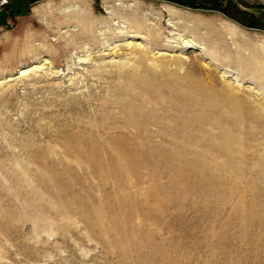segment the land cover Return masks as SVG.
<instances>
[{"label":"rangeland","instance_id":"obj_1","mask_svg":"<svg viewBox=\"0 0 264 264\" xmlns=\"http://www.w3.org/2000/svg\"><path fill=\"white\" fill-rule=\"evenodd\" d=\"M235 2L46 0L1 33L0 264H264V0Z\"/></svg>","mask_w":264,"mask_h":264},{"label":"crops","instance_id":"obj_2","mask_svg":"<svg viewBox=\"0 0 264 264\" xmlns=\"http://www.w3.org/2000/svg\"><path fill=\"white\" fill-rule=\"evenodd\" d=\"M46 0H0V35L14 23L24 21L35 12V8ZM242 0H236V13H242ZM246 11L243 10V12ZM225 14V13H224ZM245 14V12H244ZM231 15V14H230ZM225 16H228L225 14ZM233 16V15H232ZM230 17V16H228ZM234 17V16H233ZM231 18V17H230ZM236 18V17H235ZM235 23L243 24L247 21H236Z\"/></svg>","mask_w":264,"mask_h":264},{"label":"bare ground","instance_id":"obj_3","mask_svg":"<svg viewBox=\"0 0 264 264\" xmlns=\"http://www.w3.org/2000/svg\"><path fill=\"white\" fill-rule=\"evenodd\" d=\"M39 67V65H37V66H33V67H30V68H28V69H24V70H22L21 71V74H23V73H25V72H27V71H29V70H31V69H34V68H38ZM169 95H172V96H170V99L171 100H175V101H177V100H180V102H181V100L183 99V97L185 98V99H183V101H185V102H187L186 100H188V99H186V97H185V95H183V93H182V91H180V90H172V92L169 94ZM191 101V100H190ZM190 101H188V106H191L192 104L190 103L189 104V102ZM179 102V103H180ZM192 102V101H191ZM209 102V101H208ZM183 104V103H182ZM216 106V105H215ZM194 107H196V106H194ZM182 109V108H181ZM189 109H192V106H191V108H189ZM213 109V108H212ZM190 111V110H189ZM192 111V110H191ZM213 111V110H212ZM180 112H182V111H180ZM188 112V111H187ZM134 113V115L136 114V115H138L137 113H135V112H133ZM186 114V113H185ZM191 114V113H190ZM138 117H140V116H138ZM146 117V116H145ZM183 117H185V116H183ZM187 117V116H186ZM149 118V120L151 119L150 117H148ZM150 121H152V120H150ZM154 121V120H153ZM152 123V122H151ZM189 125V124H188ZM133 145V144H132ZM138 145V144H137ZM143 146H144V144H143Z\"/></svg>","mask_w":264,"mask_h":264},{"label":"trees","instance_id":"obj_4","mask_svg":"<svg viewBox=\"0 0 264 264\" xmlns=\"http://www.w3.org/2000/svg\"><path fill=\"white\" fill-rule=\"evenodd\" d=\"M174 1H176V0H174ZM178 2H180V3H182V4H186V5H188V3H186V2H182V1H178ZM191 6H195V5H191ZM261 7L264 8V6H261ZM212 8H215V9L221 10L223 13H225V14L228 15V16H230L231 18H234V19L238 20L237 18H235V17H233L232 15H230L229 10H228L227 8H221L219 2H217V1L214 2V4H212ZM243 24H244V25H247V26H255V27H259V25L257 24V22H255V20H253V19H250V20H248L247 22H244ZM262 28H263V27H262Z\"/></svg>","mask_w":264,"mask_h":264},{"label":"water","instance_id":"obj_5","mask_svg":"<svg viewBox=\"0 0 264 264\" xmlns=\"http://www.w3.org/2000/svg\"><path fill=\"white\" fill-rule=\"evenodd\" d=\"M237 24H239V23H237ZM239 25H241V24H239ZM243 27H245V26H243ZM245 28H247V27H245Z\"/></svg>","mask_w":264,"mask_h":264},{"label":"built area","instance_id":"obj_6","mask_svg":"<svg viewBox=\"0 0 264 264\" xmlns=\"http://www.w3.org/2000/svg\"><path fill=\"white\" fill-rule=\"evenodd\" d=\"M5 1V0H4Z\"/></svg>","mask_w":264,"mask_h":264}]
</instances>
